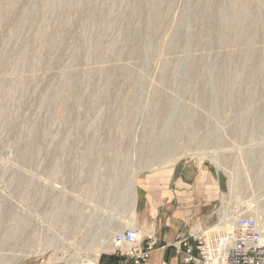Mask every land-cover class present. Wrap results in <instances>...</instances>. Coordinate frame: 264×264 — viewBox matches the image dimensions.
Instances as JSON below:
<instances>
[{
	"label": "rangeland",
	"instance_id": "rangeland-1",
	"mask_svg": "<svg viewBox=\"0 0 264 264\" xmlns=\"http://www.w3.org/2000/svg\"><path fill=\"white\" fill-rule=\"evenodd\" d=\"M180 161L264 229V0H0V264H82L95 200Z\"/></svg>",
	"mask_w": 264,
	"mask_h": 264
},
{
	"label": "crops",
	"instance_id": "crops-1",
	"mask_svg": "<svg viewBox=\"0 0 264 264\" xmlns=\"http://www.w3.org/2000/svg\"><path fill=\"white\" fill-rule=\"evenodd\" d=\"M222 186L220 174L198 162L180 161L163 173L135 175L134 193L99 197L88 210L85 228L90 231V249L80 259H90L93 264H135L119 251L113 237L117 231L137 227L143 238L153 235L157 240L150 259L142 264H183L175 247L179 240L195 243L200 236L214 240L215 229L222 231L214 220ZM20 264L60 263L32 259Z\"/></svg>",
	"mask_w": 264,
	"mask_h": 264
},
{
	"label": "built area",
	"instance_id": "built-area-1",
	"mask_svg": "<svg viewBox=\"0 0 264 264\" xmlns=\"http://www.w3.org/2000/svg\"><path fill=\"white\" fill-rule=\"evenodd\" d=\"M231 225L218 230L214 240L203 236L176 243L183 264H264V229L254 215L229 211ZM113 241L120 252L133 259L135 264L147 262L157 240L153 235L143 238L141 230L129 227L114 234Z\"/></svg>",
	"mask_w": 264,
	"mask_h": 264
},
{
	"label": "bare ground",
	"instance_id": "bare-ground-1",
	"mask_svg": "<svg viewBox=\"0 0 264 264\" xmlns=\"http://www.w3.org/2000/svg\"><path fill=\"white\" fill-rule=\"evenodd\" d=\"M127 189L129 190V192L130 193H134V178L132 179V180H130V183H129V185L127 186ZM230 214L228 215V213L227 212H222V221H221V223H219L218 224V227L219 228H222V231H224V230H226V228H228V227H230V225H231V215H232V213L231 212H229ZM255 216V215H254ZM257 219H259L260 220V222H261V224H262V220H261V218L260 217H258V216H255ZM98 236H100V233H98L97 234V237ZM93 247V246H92ZM91 247V248H92ZM95 247V246H94ZM95 249V248H94ZM97 250V249H96ZM101 252V251H100ZM100 252H98V253H100ZM97 254V253H96ZM91 258V257H90ZM95 258H97V257H95ZM88 259V258H87ZM94 259V258H93ZM84 261H87V260H84ZM88 261L89 262H91L92 263V261L90 260V259H88ZM93 263H94V261H93ZM92 263V264H93Z\"/></svg>",
	"mask_w": 264,
	"mask_h": 264
},
{
	"label": "water",
	"instance_id": "water-1",
	"mask_svg": "<svg viewBox=\"0 0 264 264\" xmlns=\"http://www.w3.org/2000/svg\"><path fill=\"white\" fill-rule=\"evenodd\" d=\"M82 264H92V263L89 261H84Z\"/></svg>",
	"mask_w": 264,
	"mask_h": 264
}]
</instances>
